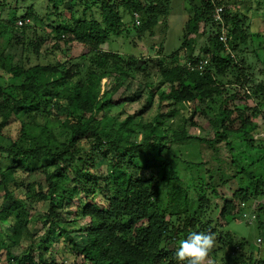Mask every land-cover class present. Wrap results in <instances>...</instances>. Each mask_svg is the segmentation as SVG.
<instances>
[{
  "label": "trees",
  "instance_id": "trees-1",
  "mask_svg": "<svg viewBox=\"0 0 264 264\" xmlns=\"http://www.w3.org/2000/svg\"><path fill=\"white\" fill-rule=\"evenodd\" d=\"M188 1L190 11L182 47H192L194 41L190 35L199 33L201 23L205 28L215 29L204 52L209 58L208 65L201 74L187 66V62L195 59L191 52L184 53V62H179L173 54L166 62L157 59L149 65L150 61L124 58L106 48L110 39L130 31L136 35L151 32L158 17L168 14L165 0H79L83 5L82 17L62 18L47 26L54 35H46L56 40L51 49H60L58 42L71 41L87 47V60L68 68L65 62L28 67L22 62L30 54L37 56L46 40L35 35L29 39L25 35L30 26L16 24L19 19L32 17L31 8L22 17H17L16 9L6 19L0 17V38L8 35L7 43L15 40L21 49L17 62L14 55L0 47V77L23 79L13 85L15 95L0 85V137L11 124L19 125L20 136H25V122L42 126L50 117H57L59 125L69 134L66 143L61 144L60 153L40 145L18 148V137L10 139L11 148L0 146V152L12 155L15 166L20 167L32 160L56 161L53 171L44 175L47 190L38 187L40 200L47 204L40 219L42 228L46 236L57 232L58 236L68 238L83 264H176L175 249L190 232H211L215 238L230 220L242 217L247 203L257 201L259 209L264 205V176L249 172L264 159V149L261 152L254 146L255 136L259 138L260 131L264 130V116L260 122L257 119L259 113L263 115L264 84L255 83L244 65L236 62L238 47L231 42L234 30H227V49L219 40L220 26L212 21V12L216 6H222L225 27L229 29V12L224 2ZM92 8L98 11V18L93 11L89 17L85 16ZM72 9L67 8L69 12ZM122 14L129 15L131 27ZM231 21L240 29V40L245 44L246 36L239 27L238 17L234 15ZM151 68H156L162 83L169 86L167 91L155 92L148 82L143 88L129 89L133 74L147 77ZM48 74H57L58 78L40 85L39 77ZM76 77L79 78L74 80ZM154 100L158 114L151 122L135 123V118L152 108ZM252 100L256 101L254 105ZM138 104L139 109L131 108ZM164 105L169 107L166 113L161 111ZM56 109L59 114L55 113ZM178 114L182 124L173 130L170 124ZM121 116L124 118L120 121ZM197 116L206 119L212 128L210 139L189 134V129L196 126ZM137 128L142 131L140 141L129 137ZM81 140L91 142L92 153L106 157L104 172L75 164L84 162L79 156L75 160V148ZM188 142L205 143L216 154L223 143L231 155L227 171L216 167L221 172L217 181L205 163L186 161L189 171L205 168V182L200 179L198 188L194 186L197 191L194 198L188 195L180 173L167 157L171 144ZM235 142L255 150L240 161L237 153L233 156ZM7 172L0 169V187L4 188V198L16 203L17 199L14 200L12 191L4 183ZM162 182L167 183L165 208L161 205ZM230 182H235V188L224 192ZM13 187L18 190L20 185L14 181ZM27 189L30 191L28 186ZM19 208L22 219L14 226L16 235L24 231L25 236L31 237L30 224L34 219H23V207L19 205ZM65 213L69 214L68 219ZM9 214H13L11 209L1 210L0 219ZM78 219H87L82 246H77L70 236L73 228H67V224L75 225ZM38 243V261L28 252L14 264H41L46 248L41 247L42 240ZM217 244L219 249L232 248L230 264H264V261H254L250 254L245 257L237 252L244 248L245 242H236L229 233L220 235Z\"/></svg>",
  "mask_w": 264,
  "mask_h": 264
},
{
  "label": "rangeland",
  "instance_id": "rangeland-1",
  "mask_svg": "<svg viewBox=\"0 0 264 264\" xmlns=\"http://www.w3.org/2000/svg\"><path fill=\"white\" fill-rule=\"evenodd\" d=\"M165 1L164 5L168 7V14L158 17L157 24L151 32L136 35L133 31H130L127 35L114 37L107 43V50L116 52L124 58L134 57L143 61H150L149 65L155 63L157 59H163L166 62L173 54L175 59H179V62H184V55L190 52L195 59H209L204 52L209 42V36L213 35L215 29L208 26L205 28L201 23L199 25V33L196 36L190 35L191 39L194 41L190 48L191 50L189 48H186L187 50L184 49L182 45L184 43L185 25L190 11L189 1ZM222 1L229 12V15H227L229 17L227 23L229 29L227 28V30L232 29L235 33L231 38V42L238 47L235 51L236 62H241L244 65L246 71L250 73L255 83L264 84V0ZM3 4L5 5L2 6ZM68 7L73 8L72 12L67 10ZM29 8H31L33 12L32 17L29 18L28 25L30 27L26 29L25 36L30 39L35 35L34 37L36 38L45 37L46 40H44L45 43L43 48L39 51L37 56L30 54L28 59L22 58V62L25 63L27 67L35 64L45 66L55 65L58 62H65L68 68L71 67V65L84 63L87 60L89 57L87 47L76 41L67 42L66 44L58 42L60 49H51L56 40L51 38L54 34L50 33L49 29H47L49 24L57 23L62 18L70 19V16L76 18L82 17L83 5L79 0H0V17L6 19L9 13L15 9L17 10V17H22ZM92 11L98 18V11L95 8L87 10L85 16L89 17ZM122 15L123 20L131 27L129 15ZM234 15L238 17L240 21L239 27L243 29V34L246 36L245 44L240 40V36L242 35L240 29L234 27L231 21ZM47 33L51 37H48L46 35ZM7 39L8 35L0 38V47L5 48L6 52L14 55L16 61L19 62L21 56L20 46L16 45L15 40H11L10 43H7ZM177 53L178 55H176ZM157 54H160V56H157ZM147 72V77L135 76L133 74L132 82L129 83V89L135 88L136 90L137 88H143L147 82L151 83V89L155 92L160 90L167 91L169 89V86L163 84L161 78L156 74V68H151ZM56 78H58L57 74H48L39 77L38 83L40 85L48 84ZM78 78L79 77H76L74 80ZM22 81V78L11 79L9 77H0V85L12 95H15L13 85L19 84ZM60 89H62V87ZM121 91L122 90L119 92ZM252 101L254 105L256 101ZM53 102L54 101H52V104ZM133 107L139 109L140 105H132L131 108ZM51 109H54V107ZM168 110L169 107L167 105L161 108L162 113H166ZM57 112L59 114L58 109L55 110V113ZM112 112L114 113L116 110H112ZM157 114V101L154 100L152 108L141 117L135 118L134 122H151ZM262 114L263 115L259 113L257 115L259 116L257 118L258 122H260V118L264 116V107ZM123 118L124 116H121L119 120L121 121ZM164 119L165 118H162V120ZM194 121L196 126L189 129V134L210 139L212 137V128L209 126L207 120L197 116L194 118ZM25 123V136H20L18 130L19 125L11 124L10 127L3 131V137H0V146L11 148V140L13 141L18 137L20 139L17 143L18 148L40 145L51 149L54 153H60L61 144L66 143L69 137L68 132L59 125L57 117H50L46 125L43 124L42 126H39L41 123ZM167 123L170 122L167 120ZM181 124L180 114H178L173 118L170 125H172L171 128L174 130L181 127ZM116 127H118V125H116ZM129 137L130 139L140 141L142 138L141 129L137 128ZM258 137L260 139L255 136L254 146L259 148L262 152V149H264V130L260 131ZM170 147L171 152L170 155L167 154V157L172 162V167L180 173L190 197L194 198L197 194L195 187L198 188L196 184L199 183L200 179L202 183L205 182V180H203L205 168L200 167L199 170L194 169L193 171L187 170V165L185 163L188 159L205 163V165H203L211 169L215 181H217L218 177L221 175V172L218 171L216 167L219 166L222 172H224V170L227 171V161L231 155L226 148H224L223 143L219 146L222 149L217 154L208 150L205 143L198 144L188 142L183 145L171 144ZM233 147L235 148L233 156L236 157L237 153V158L240 161H243L242 159L244 157H248V155L255 150H248L245 148L244 143L240 144L239 142H235ZM90 149L91 142L89 140H81L75 148V152L77 153L75 160L77 161L79 156L83 158L85 163L77 161L75 164L79 166H81V164L85 165V167L89 168L91 171L97 170L98 172H104L106 157L97 152L92 153ZM215 157H217V159H215ZM107 158H109V154H107ZM55 162L56 161H52L51 159L32 160L23 163V166L20 167L15 166L12 155L9 156L6 152H0V169L8 171L5 174L4 183L8 187V190L12 191L11 196L14 200L17 199L16 203L8 198L5 199L3 196L4 188L2 186L0 187V211L3 209H11L13 211V214H9L4 219H0V264H14L16 260L21 259L28 252L32 253L34 261H38L40 252L38 249V242L40 240L44 242L40 243L41 247L46 248L42 256L41 264H83L81 256L77 253V248L68 238L58 236L57 232L51 233L50 236H46L44 228H42L40 219L46 211L47 204L40 200L38 187L42 186L43 191L47 190L44 175L53 171V163ZM8 169L11 170L9 171ZM249 172L253 174L262 173L264 176V159L260 161L258 165L253 166ZM225 178L226 176L224 175L223 179ZM14 181L17 183V186L20 185L18 190L13 187ZM25 182L30 184L27 185ZM21 183H24V185H21ZM166 185V182L160 184L162 208H165L167 204ZM27 186L30 190L28 192ZM235 186V182H230L224 192L233 190ZM97 199L98 197H95V200ZM19 205L23 207V213H25L23 219L27 217H32L34 219L30 224L31 237L28 235L25 236L24 231L20 232V236H17L14 230L16 223L22 219ZM244 212L247 218L238 217L237 219L230 220L222 227V234L229 233L236 242L244 241V248L237 250V252L243 254L245 257L250 254L254 261L262 263V261H264V205L259 209L257 201L249 202L246 204ZM64 217L68 219L70 216L65 213ZM86 223L87 219H78L75 225L67 224V228H73L72 232L69 234L74 242L77 243V246H82L85 242L83 230ZM222 234H216L215 244L207 257V264L231 263L232 248L229 246H223V249L218 248L217 238Z\"/></svg>",
  "mask_w": 264,
  "mask_h": 264
},
{
  "label": "clouds",
  "instance_id": "clouds-1",
  "mask_svg": "<svg viewBox=\"0 0 264 264\" xmlns=\"http://www.w3.org/2000/svg\"><path fill=\"white\" fill-rule=\"evenodd\" d=\"M215 244L211 232H190L179 241L174 252L176 264H207V257Z\"/></svg>",
  "mask_w": 264,
  "mask_h": 264
},
{
  "label": "built area",
  "instance_id": "built-area-1",
  "mask_svg": "<svg viewBox=\"0 0 264 264\" xmlns=\"http://www.w3.org/2000/svg\"><path fill=\"white\" fill-rule=\"evenodd\" d=\"M212 21L220 26L219 40L223 43L224 47L228 48V38H227V28L225 27L224 19H223V7L216 6L212 12ZM29 19H19L17 20V26H22L24 24H28ZM208 65V59H194L192 61L187 62V66L198 73H203ZM243 218H246L247 215L245 213L242 214Z\"/></svg>",
  "mask_w": 264,
  "mask_h": 264
}]
</instances>
